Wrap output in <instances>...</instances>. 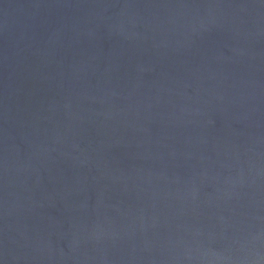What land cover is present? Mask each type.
I'll return each instance as SVG.
<instances>
[{
	"label": "water",
	"instance_id": "obj_1",
	"mask_svg": "<svg viewBox=\"0 0 264 264\" xmlns=\"http://www.w3.org/2000/svg\"><path fill=\"white\" fill-rule=\"evenodd\" d=\"M0 264H264V0H0Z\"/></svg>",
	"mask_w": 264,
	"mask_h": 264
}]
</instances>
